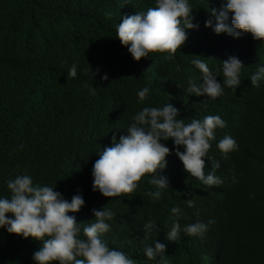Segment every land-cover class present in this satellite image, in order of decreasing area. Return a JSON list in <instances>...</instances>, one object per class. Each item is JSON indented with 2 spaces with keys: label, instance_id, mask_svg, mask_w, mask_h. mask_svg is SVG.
Wrapping results in <instances>:
<instances>
[{
  "label": "clouds",
  "instance_id": "obj_1",
  "mask_svg": "<svg viewBox=\"0 0 264 264\" xmlns=\"http://www.w3.org/2000/svg\"><path fill=\"white\" fill-rule=\"evenodd\" d=\"M212 6L206 12L193 0H103L92 12L103 22L117 21L113 41L128 48L133 64H151L147 78H155L165 68L156 61L149 62L152 53H168L166 58L172 59L177 50L200 34L211 40L217 36L248 41L251 46L264 49V0H213ZM67 38L63 34L64 41ZM6 48L5 26L0 19V50ZM72 51L77 61L89 60L93 71L75 64L51 69L45 66L42 53H28V74L32 76L29 82L38 85L37 102L55 139L84 123L89 115L86 97L95 92L100 79L124 82L141 78L128 72L119 61L84 55L78 40ZM209 58L220 60L215 70L222 72L223 83L209 69L208 60L196 58L192 66L202 74V81L185 78L191 80L188 93L216 101L223 97L225 87L236 90L241 85V70L247 68L256 70L250 76L254 87L264 80V63H257L254 58L237 52L210 54ZM101 62L105 63L97 69ZM106 64L114 70L105 69ZM117 76L121 77L115 79ZM148 94V87L138 91V99L145 101L139 104L127 127L111 128L109 134H104L109 126L102 123L92 127L89 139L99 149L88 166L87 188H80L81 194L68 197L60 190L34 184L35 175L22 169L15 170L7 181L10 196L0 198V228L25 239L33 238L38 246L32 257L36 264H142L144 256L149 260L159 258L158 264H173L165 255L167 245L159 241H177L180 233L189 241L203 243L207 239L215 220L183 221L177 206L170 210V223L158 225L149 219L144 224L145 235H134L135 247L127 243L116 246L119 240L113 234L115 224L127 202L138 196L131 195L133 191H141L149 182L155 191L147 193V197L152 202L160 201L174 188L173 166L180 170L185 183L191 182L203 190H220L226 182L235 180V167L245 163L243 132L233 131L224 114L184 111L174 98L149 105ZM23 95L25 92L13 89L8 93L11 99ZM256 104L254 97L252 111ZM104 144L111 146L102 148ZM113 197L122 201L108 199ZM186 203L190 208L195 206L194 199ZM79 211L83 214L78 215ZM154 231L161 233L159 241L144 248L141 239L145 237L146 241Z\"/></svg>",
  "mask_w": 264,
  "mask_h": 264
},
{
  "label": "trees",
  "instance_id": "obj_2",
  "mask_svg": "<svg viewBox=\"0 0 264 264\" xmlns=\"http://www.w3.org/2000/svg\"><path fill=\"white\" fill-rule=\"evenodd\" d=\"M102 1L0 0V19L7 38V48L0 50V198L10 196L7 181L18 169L35 175L32 177L34 184L60 190L68 197L81 194L87 188L88 166L90 168L99 149L89 139L92 127L99 123L109 126L107 134L111 128L127 127L139 110V104L145 101L138 99V91L148 87L146 104H159L174 98L178 108L184 111L224 114L233 131L243 132L245 163L235 167V180L226 182L220 190H203L191 182L185 183L180 170L173 166L172 173H176L172 178L174 188L160 201L152 202L147 197V193L155 191L153 186L144 185L141 191H133L130 194L138 196L127 202L115 224L113 234L119 240L118 246L127 243L135 247L134 235H145L144 224L149 219L158 225L170 223L173 218L171 208L179 206L183 221L215 220L205 242L189 241L181 233L177 241L163 242L158 240L161 233L154 231L146 241L145 237L141 239L144 248L154 246L156 240L165 243V255L173 264H264V80L260 81L259 87H254L250 76L256 70L243 69L241 85L236 90L225 87L223 97L211 101L188 93L191 80L185 79L202 81V74L192 66V60L199 58L209 61V69L218 75V82L223 83L222 72L215 70L221 62L217 58L211 61L210 54L237 52L264 63V49L253 47L248 41L236 42L217 36L211 40L200 34L177 50L172 59L166 58L168 53H152L149 62L156 61L165 69L159 76L147 78L151 64H133L129 61L132 56L128 48L113 41L117 21L103 22L92 12ZM193 1L206 12L214 8L213 0ZM63 34L67 35V41ZM75 40L81 42L84 55L103 61H119L128 72L141 78L124 82L100 79L95 92L86 97L89 115L84 123L55 139L37 102L38 85L29 82L32 76L28 74V53H42L45 66L51 69L75 64L93 71L89 60L88 64L76 60L72 51ZM161 56V59L157 58ZM103 63H98L97 69ZM105 69L114 70L109 64ZM10 89L25 92V95L11 99L8 97ZM254 97L257 104L252 111ZM107 137L111 138L110 135ZM110 146L104 144L102 148ZM108 199L122 201L116 197ZM188 199H194V207H188ZM37 250L33 238L25 239L0 228V264H36L32 257ZM158 261L159 258L149 260L144 256L142 264H158Z\"/></svg>",
  "mask_w": 264,
  "mask_h": 264
},
{
  "label": "rangeland",
  "instance_id": "obj_3",
  "mask_svg": "<svg viewBox=\"0 0 264 264\" xmlns=\"http://www.w3.org/2000/svg\"><path fill=\"white\" fill-rule=\"evenodd\" d=\"M86 63L88 64V61H87ZM108 130H109V127L106 128V130L104 131V134H106V133L108 132ZM115 132H117V130H114L112 133L115 134ZM110 137H112V136H110ZM174 147H175V149H176V146H174ZM175 174H176V173H172V175H175ZM150 179H151V178H150ZM171 179H172V178H171ZM145 185H147L148 187L151 186L149 182H147V184H145ZM81 232H82V230H81ZM104 241H105L108 245H112V243H111V242H108L107 239H104ZM116 246H118V243L116 244Z\"/></svg>",
  "mask_w": 264,
  "mask_h": 264
},
{
  "label": "bare ground",
  "instance_id": "obj_4",
  "mask_svg": "<svg viewBox=\"0 0 264 264\" xmlns=\"http://www.w3.org/2000/svg\"><path fill=\"white\" fill-rule=\"evenodd\" d=\"M190 192H193V190L191 191V190H189ZM195 192V191H194Z\"/></svg>",
  "mask_w": 264,
  "mask_h": 264
},
{
  "label": "crops",
  "instance_id": "obj_5",
  "mask_svg": "<svg viewBox=\"0 0 264 264\" xmlns=\"http://www.w3.org/2000/svg\"><path fill=\"white\" fill-rule=\"evenodd\" d=\"M147 186V185H146ZM148 187V186H147ZM151 187V186H150Z\"/></svg>",
  "mask_w": 264,
  "mask_h": 264
}]
</instances>
